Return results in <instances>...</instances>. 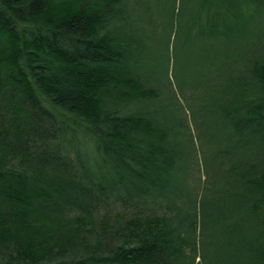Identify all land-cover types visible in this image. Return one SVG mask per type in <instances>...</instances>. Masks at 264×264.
Segmentation results:
<instances>
[{
  "label": "trees",
  "instance_id": "trees-1",
  "mask_svg": "<svg viewBox=\"0 0 264 264\" xmlns=\"http://www.w3.org/2000/svg\"><path fill=\"white\" fill-rule=\"evenodd\" d=\"M0 264H264V0H0Z\"/></svg>",
  "mask_w": 264,
  "mask_h": 264
}]
</instances>
